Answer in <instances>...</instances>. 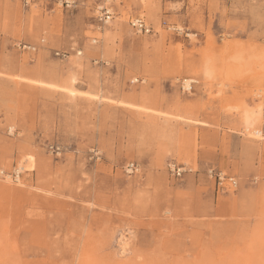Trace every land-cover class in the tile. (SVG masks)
<instances>
[{"label":"rangeland","instance_id":"374dc122","mask_svg":"<svg viewBox=\"0 0 264 264\" xmlns=\"http://www.w3.org/2000/svg\"><path fill=\"white\" fill-rule=\"evenodd\" d=\"M63 1L0 0V264H264V0Z\"/></svg>","mask_w":264,"mask_h":264},{"label":"built area","instance_id":"2783aa9c","mask_svg":"<svg viewBox=\"0 0 264 264\" xmlns=\"http://www.w3.org/2000/svg\"><path fill=\"white\" fill-rule=\"evenodd\" d=\"M22 4L24 6H27L31 0H21ZM63 3L65 4L66 7H71L74 1L71 0H64ZM100 21L103 23H106L109 19L112 18V14L108 10H104L102 16L100 17ZM109 18V19H108ZM129 25L131 28H133L135 31L140 32V33H149L152 31L151 27L149 25H146V23L141 19V18H132L129 20ZM186 82H188L186 84ZM189 85V87H188ZM185 86V87H184ZM180 87L183 91H189L191 89V82L188 80H182ZM129 167V171L133 169V163H130L127 165ZM172 175H180L181 171L180 169L177 168V170L172 167L170 168ZM20 171L19 169H14L10 173L11 179L18 180L20 176ZM208 175L210 177H213L215 183H216V189L217 191H224L227 190L230 187H235L237 185L236 180L233 177L226 176L223 174L221 171H216L214 169H209L207 171Z\"/></svg>","mask_w":264,"mask_h":264},{"label":"bare ground","instance_id":"6f19581e","mask_svg":"<svg viewBox=\"0 0 264 264\" xmlns=\"http://www.w3.org/2000/svg\"><path fill=\"white\" fill-rule=\"evenodd\" d=\"M175 4V3H174ZM173 5V4H172ZM177 6V5H176ZM228 45H229V43H228ZM210 47H212L211 45H210ZM230 49H231V47H230ZM208 51V50H207ZM212 53V52H211ZM260 53V52H259ZM209 54V53H208ZM205 55V54H204ZM211 55V54H210ZM213 55V54H212ZM205 57H207L206 55H205ZM205 60V59H204ZM209 61V60H208ZM210 64H211V62H210ZM210 64H208V65H210ZM207 65V67L209 68V66ZM213 65V64H212ZM228 65V64H227ZM230 65V64H229ZM201 67V69L199 70V71H201L202 72V74H203V76L204 77H211V76H213V75H211V73H210V68L208 69L207 67H204V65H200ZM211 66V65H210ZM213 67V66H212ZM227 67V66H226ZM223 72V71H222ZM215 74V73H214ZM213 77H215V75L213 76ZM185 79V78H184ZM209 79V78H208ZM183 80V79H182ZM187 80V79H186ZM211 80V79H210ZM209 80V81H210ZM188 82H186V84H187ZM185 87V86H184ZM188 87H189V85H188ZM234 109H235V111L237 112V113H239L240 112V115L241 116H243V120H244V122L246 123V125L247 126H250V124H251V120H254V118L255 117H257L258 116V114L260 113V109L258 108V109H256L255 111L253 110V111H250L248 108H243V107H241L240 105H238V104H235V106H234ZM261 115V114H260ZM252 123H254V122H252ZM256 123V122H255ZM251 125H253V124H251ZM246 126V127H247ZM251 127V126H250ZM251 129V128H250ZM22 167L23 166H19V170L20 169H22ZM122 240V239H121ZM122 242V244H121V247L122 248H124L125 247V240H124V238H123V240L121 241ZM121 252H123L124 253V250L123 251H121Z\"/></svg>","mask_w":264,"mask_h":264},{"label":"crops","instance_id":"0c3cea01","mask_svg":"<svg viewBox=\"0 0 264 264\" xmlns=\"http://www.w3.org/2000/svg\"><path fill=\"white\" fill-rule=\"evenodd\" d=\"M243 108H248L250 111H255L257 108L255 106L251 107L250 105L243 104Z\"/></svg>","mask_w":264,"mask_h":264}]
</instances>
